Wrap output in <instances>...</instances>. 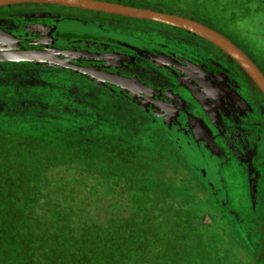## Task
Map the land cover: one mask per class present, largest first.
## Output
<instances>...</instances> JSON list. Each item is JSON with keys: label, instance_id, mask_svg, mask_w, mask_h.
Listing matches in <instances>:
<instances>
[{"label": "flooded vegetation", "instance_id": "flooded-vegetation-1", "mask_svg": "<svg viewBox=\"0 0 264 264\" xmlns=\"http://www.w3.org/2000/svg\"><path fill=\"white\" fill-rule=\"evenodd\" d=\"M4 7L11 8L1 10ZM126 18L55 4L0 6V54L51 55L45 61L0 60V113L10 107L21 112L39 108L75 120L99 110V101L106 102V96L116 98L110 102L129 117L119 116L125 123L136 130L160 132L185 162L187 153L197 160L196 167L186 163L197 178L194 181L208 189L229 218L220 170L230 159L241 162L248 171L249 201H261L264 222V188L261 194L255 190L254 163L261 144L258 166L264 175V134L255 129L252 118L257 107L264 124L261 93L234 61L209 42L173 26ZM226 38L264 76L243 49ZM107 75L135 85L110 82Z\"/></svg>", "mask_w": 264, "mask_h": 264}, {"label": "rangeland", "instance_id": "rangeland-1", "mask_svg": "<svg viewBox=\"0 0 264 264\" xmlns=\"http://www.w3.org/2000/svg\"><path fill=\"white\" fill-rule=\"evenodd\" d=\"M10 8L4 7L1 10L7 11ZM186 8L195 18L216 23L264 72V0H194L187 1ZM110 101L115 102L117 99L106 96V102L99 101V110H90L87 116L80 112L82 117H76L75 120L53 110L39 108L21 112L16 107H10L0 113V264H17L19 261L18 249L6 246L2 238H8L12 243L22 242V249L31 242L35 223L31 221L29 213L31 210L35 211V205L27 199L29 194L25 198L24 190L35 183L36 179L42 178L41 174L46 172V163L52 165L50 171L59 172L56 178L60 181H69V173L73 169L68 168L65 172L55 168L56 166L76 164L83 167L84 173L80 174L83 175L82 180L77 181L80 184L75 182L68 186L75 185L79 188L83 185L84 189L97 192L92 193V198L98 197L99 205L106 208V218L113 214L124 216L129 211L127 199L130 192L121 185H110L106 181H100V185L96 186L93 179L88 178V175L95 172L103 176L105 169L106 177H116L117 181H129L132 178L134 185L127 190L134 188L148 194L149 199L154 198L151 201L153 206L142 204L151 214L156 216L167 211L169 218L181 219L188 211L194 210L198 215L191 216L193 223L199 221L204 227L215 223L224 229L221 234V230L216 231L220 235H227L224 241L228 240V244L225 241L228 256L224 261L213 257L212 253L201 257L200 250L195 251L196 246L191 245L184 247L187 255H177L174 251L160 256L147 248L156 240L158 232L151 231L148 227L150 222L145 220L146 216H141L138 244L147 252L143 255L136 254L134 259L139 260L126 264H190V260L194 264H258L255 253L263 222V209L261 201H256L255 204L249 201L246 167L241 162L230 159L228 167L223 166L220 170L230 215L232 214V218H229L208 189L194 181L195 175L186 164L197 166V160L192 155L187 153L185 162L160 132L156 131V134L141 127L136 130L132 124L125 123L119 116L126 119L129 117L119 114V107L115 108V104ZM84 116L87 119L83 120ZM252 118L255 129L264 134L262 113L257 107L254 108ZM260 148L261 144L254 157L255 170L258 172L255 190L259 194L264 188L263 171L258 166L262 158ZM7 178L12 181L16 195L11 191L10 197H7L8 192L2 188L4 183L9 182L6 181ZM198 178L200 179V175ZM72 192L74 195L70 192L66 195V200L76 204V191ZM135 204L138 207L137 201ZM174 212L180 214L177 216ZM146 231L151 232L145 236L142 233ZM238 233L242 241L237 239ZM213 234L214 231L211 235ZM229 235L236 238L234 245L230 244ZM149 236L150 242H147ZM164 243L165 241L160 245L161 250ZM164 249L168 250L169 247L165 245ZM127 253L124 251L123 257Z\"/></svg>", "mask_w": 264, "mask_h": 264}, {"label": "trees", "instance_id": "trees-1", "mask_svg": "<svg viewBox=\"0 0 264 264\" xmlns=\"http://www.w3.org/2000/svg\"><path fill=\"white\" fill-rule=\"evenodd\" d=\"M104 1L149 8L156 11H166L184 16L221 33L225 37H229L224 34L223 29L216 23H212L206 19H198L192 15L193 13L186 8V3L187 1L194 0ZM126 19L131 18L127 17ZM131 20L154 23L146 20ZM134 147L136 146L134 145ZM129 148L134 149L130 146ZM66 166L58 165L55 168L63 169L65 172L69 170L68 168H72L73 170L69 173V181L57 179L56 177L59 175V172L53 173L50 171L49 169L52 165L46 163V172L41 174L42 178L40 180L36 179L35 183L25 188V198L29 194V198L27 199L31 200L35 205V211L31 210V213H29L31 221L35 223L32 229V236L30 237L31 242L22 249V242L12 243V240L8 238H2V242H6V246L9 245L18 249L17 255H19V261L17 264H126L139 260L134 259L135 255H143L147 252V250L141 248L138 244V232L141 229L139 218L141 216H146L145 220L150 222L148 227L151 228V231L158 232L156 240L152 241L149 247H147L151 248L153 253L157 252L158 255L163 256L165 252L175 251L177 255H187V250L184 247L191 245L196 246L197 249L195 251L200 250L201 257H207L212 253L213 257L224 261L228 256L225 248V241L228 244V240L224 241V237L227 235H220L224 229L215 223L207 227L198 223L199 221L193 223L191 216L196 217V214L198 215V212H194V210L188 211V214L181 219L169 218L167 211L164 214L156 215V217L142 206V204L153 206L151 201L154 198L149 199L148 194L134 188L130 191L127 190L131 189L134 185L132 178L129 181L123 179L117 181L116 177H106L105 169L103 176L95 172L88 175V178L90 180L93 179L96 186L100 185V181H106L110 185H121L126 191L130 192L127 199L129 205L126 204L130 208L129 211L124 216L113 214L106 218V208L99 205L100 200H98V197L92 198V193L95 194L97 192L84 189L83 185H80L79 188L75 185L68 186V184H74L78 180H82L81 177L83 175L80 174L84 173L82 172L83 167L76 164ZM87 173L89 172L87 171ZM6 181H9V179L7 178ZM12 187V181L4 183V187L2 185V188H5L8 192L7 197H10L11 191L16 195L17 192H14ZM72 189L76 191V204H71L70 201L67 202L66 200L67 194L70 192L73 194ZM98 195L100 194L98 193ZM135 201L138 202V207H135ZM183 206L186 207L185 205ZM174 214L178 216L180 213L174 212ZM15 224L21 225L19 222H15ZM216 230H221L220 234ZM151 231H146L147 233L142 234L147 236ZM213 231L215 234L211 235ZM229 237L230 244L234 245L235 237L233 238L230 235ZM149 238L150 236L147 242H150ZM258 238L255 257L258 264H263L264 222L262 224V232ZM237 239L242 241L239 233ZM164 241L163 246H168V250L164 249V247H162V250L160 249V245ZM105 251L106 253H104ZM124 251L128 252L126 257H123ZM188 263L194 264L191 260Z\"/></svg>", "mask_w": 264, "mask_h": 264}, {"label": "water", "instance_id": "water-1", "mask_svg": "<svg viewBox=\"0 0 264 264\" xmlns=\"http://www.w3.org/2000/svg\"><path fill=\"white\" fill-rule=\"evenodd\" d=\"M20 3L55 4L82 10L99 11L105 14H115L122 17L146 20L185 30L209 42L234 61L264 98V76L253 62L225 36L195 20L172 13H165L151 10L149 8L135 7L104 0H0V6ZM50 56L49 53L42 51H24L18 53L10 51L2 52L0 54V60L45 61L50 60ZM97 77L103 80V76ZM106 80L119 85H135L132 80H127V78L118 77L116 75H107Z\"/></svg>", "mask_w": 264, "mask_h": 264}]
</instances>
